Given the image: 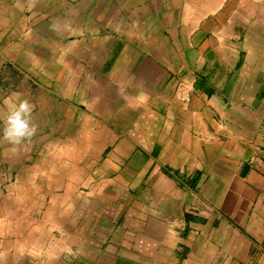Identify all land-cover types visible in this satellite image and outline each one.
<instances>
[{"label": "crops", "instance_id": "obj_1", "mask_svg": "<svg viewBox=\"0 0 264 264\" xmlns=\"http://www.w3.org/2000/svg\"><path fill=\"white\" fill-rule=\"evenodd\" d=\"M24 98L0 264H264V0H0Z\"/></svg>", "mask_w": 264, "mask_h": 264}, {"label": "clouds", "instance_id": "obj_2", "mask_svg": "<svg viewBox=\"0 0 264 264\" xmlns=\"http://www.w3.org/2000/svg\"><path fill=\"white\" fill-rule=\"evenodd\" d=\"M28 10L36 7L39 0H26ZM61 25L58 21H52L49 30L58 32ZM34 105L29 99H17L10 104L5 115L0 117V142H6L14 148H20L25 143H31L37 136L39 125L34 120Z\"/></svg>", "mask_w": 264, "mask_h": 264}]
</instances>
